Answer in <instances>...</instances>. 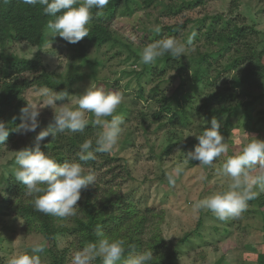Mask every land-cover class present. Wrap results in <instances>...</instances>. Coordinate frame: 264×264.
Masks as SVG:
<instances>
[{"label": "rangeland", "instance_id": "obj_1", "mask_svg": "<svg viewBox=\"0 0 264 264\" xmlns=\"http://www.w3.org/2000/svg\"><path fill=\"white\" fill-rule=\"evenodd\" d=\"M214 16H222L225 20H215ZM213 20L214 35L220 30H227L224 27L226 20H229V25L237 23L246 28V40L239 47L242 52L248 44L255 43L264 50V11L259 0H237L235 3L233 0H203L200 5L177 15L146 11L136 0H119L117 15L111 24L117 41L99 48L87 46L85 55L88 61L83 62L74 57L76 43H69L50 32H47L40 47L23 41H13L9 46L20 57L39 59L49 71H63L68 62L77 64L79 78L73 85L70 98L78 97L89 83L123 93V103L114 115L123 118L124 131L112 151L122 160L121 163L128 165L130 175L122 181L118 192L132 199L139 210L147 212L144 238L152 234V228L159 232L167 247L176 250L177 264H248L255 261L257 253L264 252V231L260 229L263 220L259 215L261 212L264 215V206L251 201L239 219L228 221H220L210 211H197L193 207L196 200L226 187L228 178L221 176L219 169L228 156L241 151L254 136L264 139V97L253 99L248 104L245 102L264 93L263 77L252 74L248 79L243 78L248 69L256 66L255 60H242L236 67L224 71V67L238 55L235 45L215 59L210 58V63H203L208 67V76L202 82L194 84L191 81L189 67L193 64L192 57L212 53L218 48V42L211 43L204 35ZM173 23L185 24L182 31L174 36L182 42L186 41L194 25L198 32V38L194 39L187 55L178 58L186 64L182 75L178 74L175 66L163 68L164 56L158 58L155 64L141 62L142 49L152 43L146 29ZM143 71L146 73L139 76ZM181 84L182 90L191 92V122L184 127L169 124L164 118V123L158 125L153 121L152 113L158 110L159 103L151 97V89L158 85L159 96L171 95ZM141 87L143 97L140 98L138 92ZM194 87L197 89L192 92ZM41 89L26 90L4 120L9 135L0 144V264H7L14 252L23 251L25 245L39 240H44L47 245L40 253L42 264L53 261L49 252L53 240L44 239L33 230L26 231L22 218L4 207L7 183L16 179L13 174L18 167L14 159L15 151L32 146L36 134L53 120V109L44 107L40 110V126L36 132L21 134L15 130L21 122V108L26 106L27 101L43 106ZM245 90L248 94L243 92ZM214 91L231 92L234 97L221 105L213 102L211 108L226 109L238 101L244 103L218 117L229 151L215 160L214 166H202L199 161L194 165L187 156L199 141L190 134H202L204 128L211 126L210 118L215 113L212 117L208 115L201 103ZM68 102L69 98L65 97L57 104ZM88 116L92 126V115ZM173 133L179 139L177 145L168 155H160L167 146V136ZM44 144L45 140L41 141V148ZM178 166L183 168V172L176 184L170 186L166 173ZM258 196L264 198V192ZM65 222L72 224L70 217ZM71 240L68 232L56 236L57 248L66 249L64 264H72L75 251L81 249L72 246ZM93 264L102 262L98 258Z\"/></svg>", "mask_w": 264, "mask_h": 264}, {"label": "trees", "instance_id": "obj_2", "mask_svg": "<svg viewBox=\"0 0 264 264\" xmlns=\"http://www.w3.org/2000/svg\"><path fill=\"white\" fill-rule=\"evenodd\" d=\"M138 5L146 11H158L159 14L177 15L184 10L191 9L202 3L203 0H136ZM237 0H233V3ZM264 11V0H259ZM119 0H109L108 5L103 9V15L92 21L89 36L76 43L74 57L83 61L86 58L87 46L96 48L102 47L116 40V33L111 29V24L116 18ZM95 12V9H93ZM53 17L43 13V6L25 5L21 0H0V120L4 121L7 114L13 109L15 103L22 99L23 93L30 88H49L55 91L67 90L69 94L73 91V85L79 78V68L74 62H68L63 71H49L37 58L20 57L10 50L13 41H23L31 46L40 47L47 34V23ZM215 20L224 19L222 16H214ZM214 23L207 26L204 35L211 43L218 42L217 50L205 52L198 57H192L193 64L189 67L191 81L199 84L203 78L208 76V67L203 66L204 62L210 63V58L215 59L222 55L225 50L235 46L238 53L225 67V70L236 67L242 60L256 61L254 68L248 69L243 75L248 79L252 74H258L264 78V50L257 47L258 43L247 45L242 52L240 45L244 43L247 36L246 28L243 25L224 21L227 30L215 32ZM184 23H173L171 25H158L161 27L159 34L153 31L154 28L146 29L150 42L166 38H174L184 28ZM229 25V26H228ZM194 25L189 34L198 32ZM264 43V42H263ZM74 59V58H73ZM177 67L178 74L182 75L186 69V64L182 59L164 55L163 68ZM164 71V70H163ZM140 72L139 76L144 75ZM183 85L178 86L171 95L162 94L159 96L158 85L151 89V97L159 103L158 110L152 113V119L158 125H162L166 118L169 124H180L187 126L192 120L193 112L190 108L191 92L182 90ZM197 87L192 89L195 92ZM181 90V92H180ZM180 92V94H177ZM244 93L248 94L245 90ZM139 97H143V87L138 92ZM180 95V96H179ZM234 94L226 91H214L205 97L201 103L204 112L218 119L221 115L240 107L244 102H236L226 109L222 107L211 108V104L216 102L221 105L231 101ZM264 97V93H259L253 99ZM198 109H201L198 107ZM199 111V110H198ZM212 117V118H213ZM210 118V120L212 119ZM94 117H92V120ZM53 120L50 122L52 123ZM98 129L95 125H88L84 132L59 134L55 139L51 135L45 138V144L41 148L44 152H51L58 162L78 161L76 156L79 145L85 139H95ZM179 139L173 134L167 136V146L161 150L160 155H168L173 146L177 145ZM111 151L110 153H96L95 160L80 162L86 173L93 172L97 176L95 185H90L81 191L78 201V213L70 217L72 224L67 225V218H59L37 211L32 204L33 197L26 194L25 186L11 179L7 183L5 208L20 216L28 232L32 230L41 234L44 239L53 240L49 248L53 261L50 264H64L66 249L59 250L56 245V236L61 233H70L72 246L83 247L88 242L96 240L95 230L101 226L105 235L111 239L123 238L127 241L125 256H128L130 249L134 246L136 251L152 250V264H177V252L167 247V244L154 231L147 239L144 238L147 223V212L139 210L132 199L122 196L118 190L123 180L129 177V169L126 163ZM191 164H196V160H190ZM260 207L264 206V198L258 196L252 200ZM251 202V201H249ZM142 211V212H141ZM259 214L263 220L261 230L264 231V215ZM185 241V239L183 240ZM248 264H264V252L256 254L255 261Z\"/></svg>", "mask_w": 264, "mask_h": 264}, {"label": "clouds", "instance_id": "obj_3", "mask_svg": "<svg viewBox=\"0 0 264 264\" xmlns=\"http://www.w3.org/2000/svg\"><path fill=\"white\" fill-rule=\"evenodd\" d=\"M21 2L29 6H43V13L53 17L47 23L48 31L75 44L89 36L92 21L103 15V9L109 0ZM153 31L159 34L161 27L157 25ZM196 35L193 31L185 42L170 37L149 43L142 49L141 62L155 64L165 54L176 59L186 56ZM41 94L44 97L43 106L27 101L26 106L21 108V122L15 130L21 134L36 132L40 126V110L44 107L53 109V122L36 134L32 146L15 151L14 159L18 167L13 174L25 186L26 194L33 197L31 202L37 211L59 218L73 217L78 213L81 191L95 185L97 181V176L93 172L86 173L80 162L95 160L96 153H110L124 131L123 118L114 115L123 103V93L89 83L76 98H70L67 90L55 91L47 87L41 89ZM65 97L70 102L57 104V101ZM88 114L94 117L92 123L98 131L94 140L85 139L79 145L76 154L79 162L66 160L61 163L51 152L41 150V141L49 135L55 139L59 134L84 132L89 125ZM220 128V121L213 117L211 126L204 128L202 134H190L199 143L188 154V160L199 161L202 166H214V161L229 151ZM8 135L7 124L0 120V144ZM254 137L241 151L228 156L219 169L220 175L228 178L226 187L196 200L193 205L195 210H208L220 221L236 220L247 210L249 201L264 192V139ZM182 172L183 168L179 166L174 171L167 172L168 184L174 186ZM95 235L94 242H88L75 251L72 264H93L98 258L102 264H152V250L136 251L134 246L129 245L130 251L125 257V239L109 238L99 225ZM46 246L44 240L29 243L24 246L23 251L14 252L7 264H42L40 253Z\"/></svg>", "mask_w": 264, "mask_h": 264}]
</instances>
